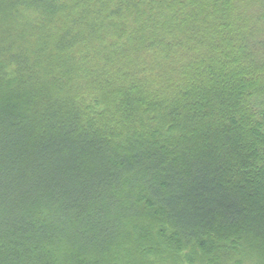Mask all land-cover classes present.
I'll return each mask as SVG.
<instances>
[{
    "label": "trees",
    "instance_id": "obj_1",
    "mask_svg": "<svg viewBox=\"0 0 264 264\" xmlns=\"http://www.w3.org/2000/svg\"><path fill=\"white\" fill-rule=\"evenodd\" d=\"M0 264H264V0H0Z\"/></svg>",
    "mask_w": 264,
    "mask_h": 264
}]
</instances>
